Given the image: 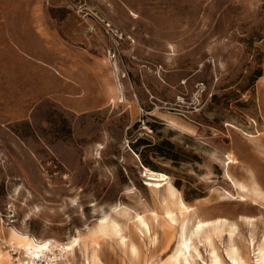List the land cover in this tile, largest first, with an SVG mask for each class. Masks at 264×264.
Wrapping results in <instances>:
<instances>
[{"label":"rangeland","instance_id":"rangeland-1","mask_svg":"<svg viewBox=\"0 0 264 264\" xmlns=\"http://www.w3.org/2000/svg\"><path fill=\"white\" fill-rule=\"evenodd\" d=\"M51 11L67 41L60 65L81 83L60 80V93L72 97L44 100L28 120L0 125V210L15 211L20 233L60 243L121 204L144 214L148 234L116 216L143 257L104 240V264H159L186 224L227 219L242 256L256 264L251 238L264 236V0H67ZM145 167L166 173L175 195L149 187ZM8 231L0 223V236ZM227 237L214 242L229 262ZM199 247L200 262H209L210 246ZM70 255L82 263L81 249Z\"/></svg>","mask_w":264,"mask_h":264},{"label":"crops","instance_id":"crops-1","mask_svg":"<svg viewBox=\"0 0 264 264\" xmlns=\"http://www.w3.org/2000/svg\"><path fill=\"white\" fill-rule=\"evenodd\" d=\"M64 3L67 0H0V125L28 120L44 100L72 97L60 93V80L70 86L81 83L59 62L60 43L67 41L52 26L51 10L53 4ZM44 84H49L45 91ZM3 228L9 229L3 234L10 239V227Z\"/></svg>","mask_w":264,"mask_h":264},{"label":"bare ground","instance_id":"bare-ground-1","mask_svg":"<svg viewBox=\"0 0 264 264\" xmlns=\"http://www.w3.org/2000/svg\"><path fill=\"white\" fill-rule=\"evenodd\" d=\"M232 161L233 160L230 162ZM144 175L149 180L147 185L152 189L159 191L163 187H168L171 189L172 194L175 195L170 177L166 173L145 167ZM178 204L182 211H190V206H187L181 198H179ZM133 214L131 209L127 206H123L122 204L116 206L112 213L99 218L97 223H95L94 226H88L85 232L78 230V233L72 236L68 241L61 243L57 242V245L61 251L67 254H75L77 248L81 249L83 252V261L81 264H104L100 254L101 244L104 240H114L122 249H127L131 257L134 259L141 258L143 256L140 255L141 253H139L138 246L135 242H129L121 222L116 217L117 215L128 217L129 220H133L136 228L141 233L147 231L148 234L150 228L146 216L139 212H136L135 215ZM151 215L155 221L159 220L160 214L158 212L152 211ZM165 217L173 225H176L178 222V217L173 210L167 209ZM247 221L248 223L253 222L252 219H247ZM10 230L12 232L10 242L23 247L28 256L31 257L34 253H38L43 249L41 243L37 242L33 236L20 233L15 226L10 227ZM224 234L228 236L226 254L229 262L224 260L215 247L214 242L215 237L221 238ZM236 235L237 226L235 224H230L227 219L212 221L199 220L198 223L194 224L191 228L186 224L182 228L179 234V240L172 249L171 254L164 260H161L159 264H202L200 260L204 261V257L199 247L200 244L210 246V260L207 263L203 262V264H251L248 259L242 256L240 247L235 242ZM196 238L198 241H196ZM51 240L53 239H44V244L47 245L46 242ZM156 240L157 237L154 238V242H156ZM251 245L257 257V259H255L256 264H264V236L258 243L252 237ZM3 260L5 262L2 263ZM10 260L11 259L8 261L7 254L0 253V264H12L13 261Z\"/></svg>","mask_w":264,"mask_h":264},{"label":"built area","instance_id":"built-area-1","mask_svg":"<svg viewBox=\"0 0 264 264\" xmlns=\"http://www.w3.org/2000/svg\"><path fill=\"white\" fill-rule=\"evenodd\" d=\"M102 22L105 20L102 19ZM107 26L116 36L121 37L118 30L112 28L110 24ZM16 221V213L13 209H9L8 213L0 210V223L3 227H12ZM29 235L43 246V249L33 256H28L23 247L10 242L5 236H0V252L8 251L12 255L13 264H74L71 255L61 251L56 241L51 240L45 245L44 239Z\"/></svg>","mask_w":264,"mask_h":264}]
</instances>
